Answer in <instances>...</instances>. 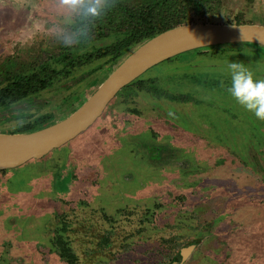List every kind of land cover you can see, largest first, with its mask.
I'll list each match as a JSON object with an SVG mask.
<instances>
[{
    "label": "rangeland",
    "instance_id": "obj_1",
    "mask_svg": "<svg viewBox=\"0 0 264 264\" xmlns=\"http://www.w3.org/2000/svg\"><path fill=\"white\" fill-rule=\"evenodd\" d=\"M111 1L101 0V7ZM205 1L204 13L188 14L193 24L264 26V0ZM88 18L82 8L70 9L60 0H0V90L18 75L57 74L27 99L0 106V133L28 125L38 130L67 117L139 46L123 50L118 58L89 59L117 35L105 36L99 27L103 19L92 29L88 21L79 23ZM95 29L102 38L79 41V35ZM233 61L254 80L264 79V48L257 45L180 54L120 90L74 140L41 159L0 170V264H66L63 250L72 254L73 264H171L183 249L187 255L180 264H264V120L254 115L246 130L226 135L220 143L211 128L205 135L196 127L205 115L203 104L212 107L232 97L227 65ZM161 87L187 97L189 108L171 110L181 118L176 123L185 138L172 141L177 148L159 146L154 156L159 162L154 168L142 163L147 167L139 175L142 180L134 176L140 180L135 182L128 161L107 157L113 143L93 134L112 116L154 119V102L162 99L152 90ZM160 104V110H170ZM204 119L212 120L209 115ZM139 127L145 129L129 133L130 147L140 154L144 148L147 156L156 153L159 144L151 131L158 127ZM160 130L154 134L166 135L168 128ZM204 144L201 155L192 148ZM235 145L246 154L239 165L232 157ZM172 153L177 161H168ZM197 157L208 162L204 169ZM176 163L185 167L184 173ZM152 169H158L154 178L146 172Z\"/></svg>",
    "mask_w": 264,
    "mask_h": 264
},
{
    "label": "water",
    "instance_id": "obj_2",
    "mask_svg": "<svg viewBox=\"0 0 264 264\" xmlns=\"http://www.w3.org/2000/svg\"><path fill=\"white\" fill-rule=\"evenodd\" d=\"M228 44L264 48V26L257 24H182L141 43L67 117L30 132L0 133V170L41 159L85 132L124 87L154 66L177 55Z\"/></svg>",
    "mask_w": 264,
    "mask_h": 264
},
{
    "label": "flooded vegetation",
    "instance_id": "obj_3",
    "mask_svg": "<svg viewBox=\"0 0 264 264\" xmlns=\"http://www.w3.org/2000/svg\"><path fill=\"white\" fill-rule=\"evenodd\" d=\"M175 57H178V55ZM175 57L170 58L166 61H170L171 59H174ZM134 82H136V81H134ZM141 82L143 84L148 83V82H143L142 80H141ZM154 89L155 88H153L152 92L154 93V95H156V98L163 100V101L162 100H155V101L156 102H159V101L165 102L167 107L170 109L168 112L160 110L159 106L163 107L160 104V102L157 104L158 106L154 102V107H156L158 110L153 114V117H154V119H152L153 121L152 120L149 121V119H148V122H145L143 119H140L139 117L138 118L140 120L136 121V119L134 117L132 118V117L128 116L127 114L125 117H123V116L122 117H118V116L113 117L112 116V119L107 121L108 122L107 125H110V126L105 125L103 127H98L96 132L93 134V135L97 134L94 136L97 140L101 139L103 142L109 141L110 143H113V144L108 145V150H109L108 153H111V155H109V156H107L106 154L105 155L107 157H112L113 159H115L119 162H127L128 161L127 167H128V169H130L129 172L131 174L132 179H134V181H135L134 176H137L136 178L139 177L138 179L142 178L139 175L144 174L143 173V170H144L143 167H147V166L150 167L151 166L152 168H154L153 166L156 165V161L159 162L158 158L157 159L154 158V156H157L159 154L158 153L159 152V146H161V147L164 146V148H166L168 146L172 147L173 146L171 144L172 141H175L178 138H179L178 139L179 141H182L180 139L185 138V135L181 133L183 131H181V129L178 127L179 125L176 123V122L180 121L181 118H179L175 115L174 110L173 111H171V110L173 109V107L181 109V108H186L188 106V108H189L190 104L188 103L187 97H185L184 95L176 94L174 92L165 91V90H163L162 87L159 88V90H157L156 93L154 92ZM32 94H30V95H32ZM30 95H28V96H30ZM27 97L22 98L21 100L27 99ZM219 97L225 98L224 96H219ZM151 103L153 104V101ZM212 108L214 110H212ZM200 109H201L202 113L205 114L204 116L209 115L210 119H212V120H206V119H204V116H203V120H201V118L199 120L197 119L198 124L196 127L198 128V130H201V132H205V135L209 133L207 131V129L211 128L210 134L215 135L214 138L217 141V143H220L221 141H223L224 136H226V135L227 136L235 135V134L240 133L241 131L246 130L250 124L251 117H254V114L252 112L246 110L243 106H241L239 103H237V101L232 97H229L227 100H223V102H218V104H214V106H212V107L208 106L206 104H203L202 108L200 107ZM214 113H215V115H214ZM190 116H192V115H190ZM177 119H178V121H177ZM193 122L195 123V120ZM148 123L152 124V126L158 127L157 130L151 131L152 140L156 141L159 144V145H157L156 148L154 147L155 151H157V152L156 153H150V155L154 159L149 158L150 155L147 156V154H146L147 152L144 150V148L141 149L143 153L140 154V153L136 152L133 148L130 147L131 146L130 145L131 139L129 137V133H132V131L137 132V131L145 129V128H141L139 126L144 127ZM188 124H189V122L186 123L187 126H188ZM195 125H196V123H195ZM160 127L161 128H168L167 134L163 135V136L160 135L161 137L154 134L155 132L160 133V132L164 131V130H160ZM114 134H115V137H114ZM103 136H105V138H103ZM172 137H173V139H172ZM113 139L115 140V142L112 141ZM89 141H90V138L87 142H89ZM92 141H93V137H92ZM221 145H223V144H220V146ZM173 147H175V146H173ZM235 147H236V151L233 152L235 154V156L232 155V157L236 158V160L238 161L237 165H239L240 164L239 161H241L242 160L241 158L244 157L246 154L243 153L242 151H240L238 145H235ZM175 148H177V147H175ZM192 148L194 150H199V154L201 155V153L203 152L202 149L206 148V144L201 145V146L200 145H193ZM232 148H234V147H232ZM131 150H132V152H131ZM81 152H83V151L81 150ZM87 158L92 159L90 156H87ZM147 159H150V160H147ZM197 159L202 161L203 163H205V165L201 167L204 169V167L207 166V163H208L206 161V159H203L201 157H197ZM105 160H107V158L103 159V161H105ZM152 160H154V164H153ZM169 160L177 161V158H175L174 154L172 153V156H169V158H168V161ZM93 163H95V161H93ZM142 163L143 164L146 163L147 166L143 165ZM176 166L179 167V173L181 171L183 173L185 172L184 171L185 167L179 166L178 163H176ZM154 170H156V174H157L158 169H152L149 172H148V170H146V172L148 174H151V178L152 177L154 178V176L152 175L154 173L153 172ZM179 173H178V179H180ZM126 175H128V177L131 178L129 174H126ZM138 179L135 182H139L140 180H142V179H140L138 181ZM167 181H168V179H167ZM156 182H159V179L156 180ZM91 187H92V185H91ZM109 198H115V197L110 196ZM116 198H118V200H119L121 197L119 195ZM62 252H63V256L61 258L63 260L67 256L66 257L67 258L66 264H73L72 254H70L69 252H67L65 250H63ZM186 253H187V249H185V250L183 249L180 252L179 257L175 258L171 262V264H180L181 258L186 256L187 255Z\"/></svg>",
    "mask_w": 264,
    "mask_h": 264
},
{
    "label": "trees",
    "instance_id": "obj_4",
    "mask_svg": "<svg viewBox=\"0 0 264 264\" xmlns=\"http://www.w3.org/2000/svg\"><path fill=\"white\" fill-rule=\"evenodd\" d=\"M205 0H112L105 4L98 17H90L86 20L91 29L99 26V20H104L101 30L105 36L117 35L116 41L109 47L101 48L94 56L88 58L101 59L104 57H119L121 52L135 45H140L147 39L182 24L193 23L188 18L189 13L200 15L206 7ZM98 30V29H97ZM87 32V36L79 35V41L98 40L102 38L98 32ZM43 72V71H42ZM54 71H44L43 74L35 73L18 75L0 90V106L9 102H15L47 87L51 83ZM132 84V83H131ZM130 85V84H129ZM34 131L31 125L17 129L16 132ZM66 251V250H65ZM66 253V252H65Z\"/></svg>",
    "mask_w": 264,
    "mask_h": 264
},
{
    "label": "clouds",
    "instance_id": "obj_5",
    "mask_svg": "<svg viewBox=\"0 0 264 264\" xmlns=\"http://www.w3.org/2000/svg\"><path fill=\"white\" fill-rule=\"evenodd\" d=\"M60 3L70 9L82 8L84 14L90 17H98L102 11L101 0H60ZM227 68L231 75L227 91L256 118L264 120V79L254 80L252 73L235 61L230 62Z\"/></svg>",
    "mask_w": 264,
    "mask_h": 264
}]
</instances>
